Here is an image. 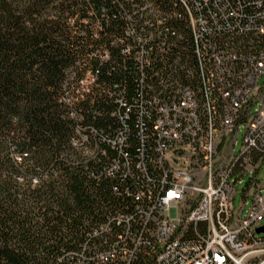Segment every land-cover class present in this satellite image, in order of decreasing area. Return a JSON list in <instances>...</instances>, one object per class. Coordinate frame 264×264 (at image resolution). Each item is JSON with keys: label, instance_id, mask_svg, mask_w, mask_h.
<instances>
[{"label": "trees", "instance_id": "trees-1", "mask_svg": "<svg viewBox=\"0 0 264 264\" xmlns=\"http://www.w3.org/2000/svg\"><path fill=\"white\" fill-rule=\"evenodd\" d=\"M148 1L169 16L161 28L166 41L182 40L164 60L155 49L141 67L124 47L135 25L124 0H0V264H110L97 263L96 254L117 241L141 262L143 249L129 239L142 235L131 220L134 195L162 188L153 165V95L185 82L194 96L205 93L202 105L212 107L214 120L206 52L213 45L241 56L264 50V2ZM86 71L95 85L83 99L72 89L79 101L69 106L64 88ZM72 108L89 143L99 139L105 156L96 162L84 165L76 154L71 165ZM108 222L112 233L92 236Z\"/></svg>", "mask_w": 264, "mask_h": 264}, {"label": "built area", "instance_id": "built-area-1", "mask_svg": "<svg viewBox=\"0 0 264 264\" xmlns=\"http://www.w3.org/2000/svg\"><path fill=\"white\" fill-rule=\"evenodd\" d=\"M124 1L131 5L129 17L135 24L126 31L130 37L124 45L126 51L141 67L144 58L150 63L155 49L164 60L182 40L177 35L176 44L166 41L161 28H166L169 16L148 0ZM263 2L259 0L258 5ZM192 20L195 25L197 20ZM206 55L207 75L216 90L214 120L208 119L212 107L202 105V98H206L203 90L200 89L204 96H194V90L185 82L176 81L155 92L149 106L157 136L153 165L160 171L162 188L155 193L147 190L146 195H134L133 211L137 217L133 212L130 215L132 222L142 228V235L129 239L143 249V260L139 262L133 250L127 251L126 244L117 241L115 249L106 247L96 254L97 263L264 264V237L255 232L263 226L264 192L255 178L257 168L246 169L247 163L260 167L264 159V50L241 56L213 45ZM108 56L105 50L101 62H106ZM96 80L95 74L86 71L70 91L64 88V103L72 106L79 101L69 94L72 89L83 99ZM73 110L69 117L76 125L68 138L71 165H77L76 154L84 165L96 162L100 154L105 156L99 139L89 143L82 115L71 118ZM241 130V151L235 155L233 147ZM10 156L15 163L21 161V156L13 151ZM248 171H253L249 182L251 199L249 211L242 219L245 203L235 210L233 202L237 185ZM107 173L111 175L110 171ZM115 220L120 222L121 216ZM127 225L131 226L130 222ZM98 228L91 233L95 238L102 232H113L109 222ZM199 228L204 232L196 235ZM192 235L200 242L191 240ZM104 243L111 247L107 240Z\"/></svg>", "mask_w": 264, "mask_h": 264}, {"label": "rangeland", "instance_id": "rangeland-1", "mask_svg": "<svg viewBox=\"0 0 264 264\" xmlns=\"http://www.w3.org/2000/svg\"><path fill=\"white\" fill-rule=\"evenodd\" d=\"M263 81H264V76L261 79V82H263ZM243 135H244L243 131L241 130L238 133V136H237V139H236V144L233 147L235 155L241 151L240 148H241V145H242ZM4 164H5V167H6L7 162L6 163L4 162ZM256 164H258V163L256 162ZM259 164H260L259 165L260 167H254L255 163H247L246 169L257 168V173L255 174V178L257 179V182L259 184L263 185L264 184V159ZM252 177H253V171H248L245 174V176L241 179V182L237 185V188H236V193H235V198H234V202H233V207H234L235 210H238V208L240 206V203H242V202L245 203V206L243 207L244 210H243V212L241 214V218L242 219L245 217V215L249 211V202H250L251 198L249 197L248 200H246L245 198H243L241 192L246 189V187H247V185L250 182ZM263 192H264V187L261 190V193H263ZM262 225L264 226V221H263ZM258 236H263L264 237V235H258Z\"/></svg>", "mask_w": 264, "mask_h": 264}, {"label": "crops", "instance_id": "crops-1", "mask_svg": "<svg viewBox=\"0 0 264 264\" xmlns=\"http://www.w3.org/2000/svg\"><path fill=\"white\" fill-rule=\"evenodd\" d=\"M263 187H264V184L263 185L260 184V188L263 189ZM241 193H242L243 198H245L246 200H248L247 198H249V197L251 198L249 183H248L246 189L244 191H242Z\"/></svg>", "mask_w": 264, "mask_h": 264}, {"label": "water", "instance_id": "water-1", "mask_svg": "<svg viewBox=\"0 0 264 264\" xmlns=\"http://www.w3.org/2000/svg\"><path fill=\"white\" fill-rule=\"evenodd\" d=\"M255 232L258 235H260V234L264 235V226H261V227L257 228Z\"/></svg>", "mask_w": 264, "mask_h": 264}]
</instances>
